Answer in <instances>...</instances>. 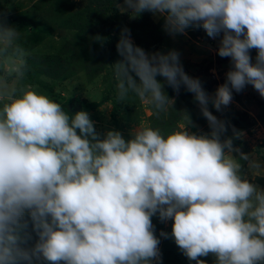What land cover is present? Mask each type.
<instances>
[{"label":"clouds","instance_id":"9594fccd","mask_svg":"<svg viewBox=\"0 0 264 264\" xmlns=\"http://www.w3.org/2000/svg\"><path fill=\"white\" fill-rule=\"evenodd\" d=\"M116 7L132 18L151 13L172 37L190 28L219 37L216 54L230 64L213 93L178 50H145L126 26L113 63L117 102L135 96L159 119L174 108L166 89L183 88L208 128L193 131L183 110V123L165 129L98 131L87 111L69 113L28 81L30 52L0 12V264H161L160 237L195 264L209 255L213 264H264V187L243 171L264 165L234 143L246 134L211 110L222 113L248 86L264 99V0ZM153 216L172 221L171 233L158 237Z\"/></svg>","mask_w":264,"mask_h":264},{"label":"rangeland","instance_id":"374dc122","mask_svg":"<svg viewBox=\"0 0 264 264\" xmlns=\"http://www.w3.org/2000/svg\"><path fill=\"white\" fill-rule=\"evenodd\" d=\"M117 3L123 4V0H0V12L19 29L21 43L30 52L28 81L60 101L69 113L87 111L98 131L114 128L128 138L138 123L165 129L183 123V110L192 116L196 125L193 131L207 130V121L199 114L192 94L183 88L178 96L171 88L166 89L174 98V108L159 119L135 96L117 102L113 63L121 59L116 45L126 26L134 42L145 50H178L185 71L199 77L205 89L213 93L224 82L230 64L229 58L216 54L219 37L209 38L202 28H190L186 35L172 37L163 30L162 19L149 12L132 18L129 12L117 8ZM97 35L102 42L95 39ZM251 55L254 60L256 51ZM91 102L99 105L90 107ZM211 110L246 134L234 143L264 165V99L252 86L234 93L233 102L222 113ZM243 171L264 187V166L252 174L245 163ZM152 220L158 237L162 230L171 233L172 221L161 222L158 216ZM160 240L161 264H195L181 253L174 239ZM202 259L213 264L214 257Z\"/></svg>","mask_w":264,"mask_h":264},{"label":"trees","instance_id":"16d2710c","mask_svg":"<svg viewBox=\"0 0 264 264\" xmlns=\"http://www.w3.org/2000/svg\"><path fill=\"white\" fill-rule=\"evenodd\" d=\"M102 100H104V98H102ZM90 107H96L97 105H99V102H91L88 104Z\"/></svg>","mask_w":264,"mask_h":264}]
</instances>
